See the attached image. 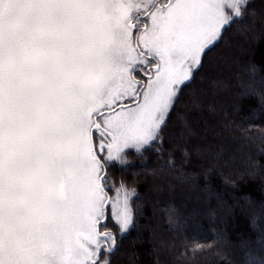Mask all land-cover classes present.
<instances>
[{
  "label": "snow or ice",
  "instance_id": "6c2138e0",
  "mask_svg": "<svg viewBox=\"0 0 264 264\" xmlns=\"http://www.w3.org/2000/svg\"><path fill=\"white\" fill-rule=\"evenodd\" d=\"M249 5L0 0V264H111L139 193L110 169L162 145L183 88Z\"/></svg>",
  "mask_w": 264,
  "mask_h": 264
},
{
  "label": "trees",
  "instance_id": "16d2710c",
  "mask_svg": "<svg viewBox=\"0 0 264 264\" xmlns=\"http://www.w3.org/2000/svg\"><path fill=\"white\" fill-rule=\"evenodd\" d=\"M248 12L203 57L162 145L110 169L139 193L135 226L111 264H264V0H250ZM193 241L204 247L193 251Z\"/></svg>",
  "mask_w": 264,
  "mask_h": 264
},
{
  "label": "rangeland",
  "instance_id": "374dc122",
  "mask_svg": "<svg viewBox=\"0 0 264 264\" xmlns=\"http://www.w3.org/2000/svg\"><path fill=\"white\" fill-rule=\"evenodd\" d=\"M234 30H236V31H238V28H236V29H234ZM262 30L264 31V27H262ZM241 38V37H240ZM242 39V38H241ZM253 83V82H252ZM252 85H254L255 87H256V85L253 83ZM249 86H251V85H249ZM250 88H253V91H254V87H250Z\"/></svg>",
  "mask_w": 264,
  "mask_h": 264
}]
</instances>
